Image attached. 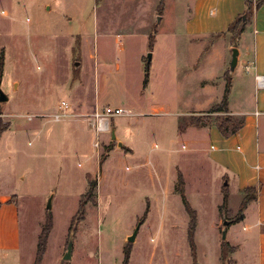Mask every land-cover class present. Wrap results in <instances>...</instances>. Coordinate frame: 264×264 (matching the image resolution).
I'll list each match as a JSON object with an SVG mask.
<instances>
[{"label":"rangeland","instance_id":"obj_1","mask_svg":"<svg viewBox=\"0 0 264 264\" xmlns=\"http://www.w3.org/2000/svg\"><path fill=\"white\" fill-rule=\"evenodd\" d=\"M1 9L5 14L0 13V87L8 99L0 102V125L10 131L0 143V188L18 198L19 228L25 239L21 264H34V239L47 213L53 227L42 264L62 261L71 217L88 189L87 179L96 180L97 185L82 219L70 229L74 235L69 264H145L149 257L158 261L175 256L174 248L178 261L190 262L189 216L176 191L177 171L183 175L186 199L199 213L195 264L211 258L217 236L211 224L216 204L223 202L221 185H227V180L207 152L187 151L202 133L200 129L189 128L181 139L175 138L177 126L186 127L191 115L202 116L210 108L195 110L199 101L197 92H191L198 77L189 66L199 54V44L189 43L187 37L166 44L167 34L181 27L172 1L167 5L165 0H0ZM223 41L224 60L214 68L217 82L211 81L218 85L221 97L229 77L231 48L237 43ZM148 52L153 56L146 67ZM146 68L149 82L143 87ZM240 68L239 64L236 72ZM97 72L100 89L107 86L108 105L126 110L110 119L111 131L105 133L99 155L92 148L88 122ZM62 101L68 108L57 120ZM158 101H166L170 108L166 113H149V105ZM216 115L209 114L210 124ZM125 137L135 155L129 154ZM153 161L165 172L169 209L165 216L164 204L157 201L162 198H156L163 196V185L153 175ZM138 162L139 166L128 169ZM240 198L230 196L220 213L221 224L236 214ZM172 216L177 221L171 229ZM163 217L164 226L158 230ZM136 227L137 240L127 242ZM126 243L133 245L128 259L123 253Z\"/></svg>","mask_w":264,"mask_h":264},{"label":"crops","instance_id":"obj_2","mask_svg":"<svg viewBox=\"0 0 264 264\" xmlns=\"http://www.w3.org/2000/svg\"><path fill=\"white\" fill-rule=\"evenodd\" d=\"M171 1L174 4L175 11L180 14L181 27L177 28L174 33L167 34L165 37L166 44H176L175 42L180 37H187L189 43L197 42L199 47H201L199 54L189 66L191 73L194 72L193 74L198 77L197 81L196 79L193 81L195 89L191 92H197L196 98L199 103L194 107L195 110L209 109L222 98V93H219L217 88L218 85L212 84L211 81L217 82V74L214 68L218 61L223 62L224 60L225 53L220 46H223V40L230 39V34L225 32V30L233 20L245 11L246 0H165V3L169 5ZM250 1L255 2L256 0ZM0 13L5 14V10L1 9ZM94 22L98 23L97 17L96 19L94 18ZM212 38H215V40L209 42L208 39ZM235 41L237 42L235 46L238 49V56L236 67L232 74H229L228 115L243 119V126L236 133L224 137L214 122L198 127L187 125L182 129L176 125L175 138H180L192 127L202 131V133H198L197 139L192 140L194 145H191L187 151L193 153L207 152L209 154L208 157L211 158L212 163L218 166L221 178L227 180L226 203L230 200V196L234 194L241 196L240 204L244 196L243 190L246 187H252L255 191V199L246 204L242 220L231 223L226 228L225 242L227 243V252L225 258L221 256L222 239L219 240L218 232L223 225L221 224L219 203L216 204L214 223L211 224V227L217 230V236L213 242L212 256L203 264H264V89H256L253 78L254 74H264V3L260 7L253 9L249 22ZM170 55L172 56V50ZM239 64L241 68L236 72ZM98 79L97 72V88L95 85L93 106L94 104L108 105L107 86L103 85L100 89ZM79 100L77 101L76 99L74 102L77 103ZM88 106L91 107V102ZM149 106L148 111L153 114L166 113L170 108L169 103L166 101L154 102ZM157 109H161L163 112H156ZM146 112L141 111L140 113ZM9 131L3 132L0 137V143ZM9 138L11 137L8 134L7 140ZM125 138H128L127 144L129 145V150H131L129 154L135 155L136 153L129 142V137ZM173 140L172 138L169 142L172 143ZM122 141L125 142L124 139ZM183 142L185 144L190 143L186 139ZM206 142L209 143L208 148L202 147V144ZM154 144L157 145V143ZM183 148L186 149V145ZM168 150L172 149L169 148ZM210 152L213 153L212 156H210ZM134 166H139V162L132 164L128 169L134 168ZM152 166L154 169L153 175L163 185V196L162 194L156 195V198H162V200L157 199V201L158 203L162 201L164 204L163 216H165L169 211L166 206L168 190L163 184V173L165 172L162 170V166L154 164V161ZM220 191L222 192V185ZM195 212L194 243L195 259L197 261L199 245L195 238L197 234L200 235V228L199 213L196 210ZM20 217L21 210L18 206V198L11 194L10 191H1L0 188V264H21L25 239L19 228ZM144 218L146 220L147 215ZM172 218L171 229L176 226L177 221L175 217L172 216ZM164 219V217L160 219L158 230H161L164 226ZM37 239L38 236L36 240L34 239V244L36 245ZM136 240L137 237H135ZM163 248L165 250V242L161 241V249ZM46 250L42 259L46 254ZM132 250L133 245L130 247L129 257ZM174 250L175 256L173 257L164 256L158 261H154L153 258L149 257L145 264H195L193 258L190 262L178 261L176 258L178 250L177 248H174ZM206 252L207 250L205 249L203 254ZM32 259L33 255L31 254V261ZM42 259L39 264H42Z\"/></svg>","mask_w":264,"mask_h":264},{"label":"trees","instance_id":"obj_3","mask_svg":"<svg viewBox=\"0 0 264 264\" xmlns=\"http://www.w3.org/2000/svg\"><path fill=\"white\" fill-rule=\"evenodd\" d=\"M263 3H264V0H256L255 2H252L250 0H246L245 11L241 15H239L235 20H233L225 30V32L230 34L231 40H235L238 37V35L241 33V31L245 28L246 24L249 22L252 14H253V9L260 7ZM243 15L245 16L244 20L242 19ZM225 32H223V33H225ZM152 44H153V37L151 35L149 38V46L152 47ZM2 68H3V59H2V57H0V74H1ZM148 76H149L148 75V68H146L145 76L143 79V87H145L147 82H148ZM229 88H230V80L228 77V80H226V85H225L224 93H223L221 100L218 103L212 105L210 107V109L206 112V114H202V116L191 115L189 117V121H188L187 125L197 126V127L202 126V125H209L210 124V122L208 121L209 114L218 113V115L215 116L214 123L217 126L221 135L226 137V136H229L231 134L236 133L243 126V119L228 115L227 95L229 92ZM220 113H222V114H220ZM182 128L183 127L180 126V129H182ZM5 129L6 128L1 127V125H0V137H1V134L3 133V131ZM87 183H88V189L84 194L81 195V197L79 199L78 210L71 217L70 229L74 224H76L77 222H79L82 219L85 204L90 200L91 197H93L92 194L96 188L97 182H96V180L94 182L91 179H87ZM176 191H178L180 193L181 198H182V203L184 205V209L189 216L188 228H187V241H188L189 246H190L191 256L193 258V261H195L196 252H195V243H194V231H195V226H196V212L190 206L188 200L186 199V196L184 193L183 175L180 171H178V174H177ZM243 192H244V196H243V199L240 203L239 209L236 212V214L230 219L229 224L241 221L243 218V211H244V208L246 207V204L249 201L255 199V191L253 190L252 187L244 188ZM222 193H223V202L221 205H219V212L220 213L224 209V206L226 204V199H227L226 184L222 185ZM52 226H53L52 216L49 213H47L45 220L42 224L41 230L39 232V235H38L34 264H39L41 259H42V256L46 250L47 238H48V235L52 229ZM221 228H223V227H221ZM70 229H69V233H70V231H73V233H74V230H70ZM66 243H67V241H66ZM226 244L227 243L224 240L221 242V256H222V258H225V256H226V252H227V250H226L227 245ZM65 248H66V244H65ZM123 253H124L125 259H128L129 254H130V244L129 243L125 244V246L123 248ZM61 264H69V261L62 260Z\"/></svg>","mask_w":264,"mask_h":264},{"label":"built area","instance_id":"obj_4","mask_svg":"<svg viewBox=\"0 0 264 264\" xmlns=\"http://www.w3.org/2000/svg\"><path fill=\"white\" fill-rule=\"evenodd\" d=\"M253 78L256 89H264V74H254ZM59 108L60 114L55 116L57 120L66 111L68 104L62 101ZM125 113L126 110L122 107L94 104L92 111L88 114V122L92 133V148L96 155H99L103 148L105 133L111 131L110 119Z\"/></svg>","mask_w":264,"mask_h":264},{"label":"water","instance_id":"obj_5","mask_svg":"<svg viewBox=\"0 0 264 264\" xmlns=\"http://www.w3.org/2000/svg\"><path fill=\"white\" fill-rule=\"evenodd\" d=\"M242 19L244 20L245 19V16L243 15L242 16ZM160 18L157 17V22H159ZM231 61H230V65H229V74L231 75L232 72L234 71L236 65H237V56H238V49L236 47H232L231 48ZM151 56L152 54L150 52H148L146 54V67L149 66L150 64V61H151ZM8 99L7 95L2 91L1 87H0V102H4ZM111 138L112 140H115L116 136H115V133H114V130H112V133H111ZM118 146H121V143L118 142ZM52 196V195H51ZM51 196L49 197L48 199V202H47V206L46 208L50 209L51 208ZM229 224V220H226L224 219L223 222H222V225H223V229L221 230V239L222 240H225L226 239V230H225V227ZM137 228L136 227L132 234L128 235L126 237V240L127 242H134L135 241V237H136V232H137ZM73 231H70L69 233V236H68V239H67V243H66V248H65V251H64V254L62 256V260L64 261H69L71 260V253H72V245H73Z\"/></svg>","mask_w":264,"mask_h":264}]
</instances>
